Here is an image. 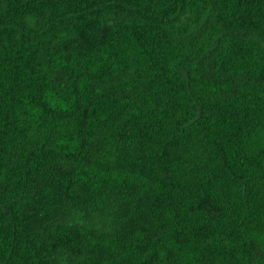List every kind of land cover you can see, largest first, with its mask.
Segmentation results:
<instances>
[{
    "label": "trees",
    "instance_id": "16d2710c",
    "mask_svg": "<svg viewBox=\"0 0 264 264\" xmlns=\"http://www.w3.org/2000/svg\"><path fill=\"white\" fill-rule=\"evenodd\" d=\"M0 264H264V0H0Z\"/></svg>",
    "mask_w": 264,
    "mask_h": 264
}]
</instances>
